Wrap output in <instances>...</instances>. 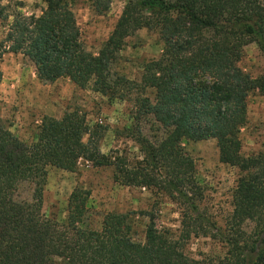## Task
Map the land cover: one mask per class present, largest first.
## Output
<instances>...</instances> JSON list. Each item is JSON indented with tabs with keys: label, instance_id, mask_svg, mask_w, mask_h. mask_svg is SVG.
Listing matches in <instances>:
<instances>
[{
	"label": "trees",
	"instance_id": "obj_1",
	"mask_svg": "<svg viewBox=\"0 0 264 264\" xmlns=\"http://www.w3.org/2000/svg\"><path fill=\"white\" fill-rule=\"evenodd\" d=\"M43 1L47 8L40 16L14 14L0 43V82L3 55L23 53L41 80L69 78L120 100L152 88L155 99L139 105L129 128L144 154L137 162L103 153L101 126H90L78 109L60 119L45 117L32 143L0 125V264H201L187 253L186 241L193 233H209L210 222L200 211L204 193L195 161L181 143L212 138L221 162L242 172L233 212L213 234L226 248L219 264H264V151L244 156L239 136L249 93L264 94V74L252 77L239 66L250 42L264 55V0H128L98 55L81 40L69 0ZM92 2L99 13L111 4ZM143 27L158 32L164 50L136 82L115 73L113 65L127 38ZM145 122L157 125L160 136H146ZM81 159L114 167L120 184L153 188L184 205L180 236L159 229L151 217L145 240L138 241L130 212L108 213L100 229L89 228L90 191L81 186L70 196L66 220L47 217L49 168L75 171ZM24 184L33 189L31 200L18 198Z\"/></svg>",
	"mask_w": 264,
	"mask_h": 264
},
{
	"label": "rangeland",
	"instance_id": "obj_2",
	"mask_svg": "<svg viewBox=\"0 0 264 264\" xmlns=\"http://www.w3.org/2000/svg\"><path fill=\"white\" fill-rule=\"evenodd\" d=\"M128 0H111L110 8L103 13L96 11L92 0H69L75 13L86 49L98 55L112 34ZM47 8L43 0H0V43L6 38L14 14L42 15ZM8 16V17H5ZM164 46L158 32L149 27L138 29L127 38L118 53L113 71L140 82L145 65L163 53ZM242 70L252 77L264 74V55L256 42L248 43L239 62ZM3 73L0 82V125L11 130L21 140H36L45 117L62 118L65 113L80 110L85 113L90 126L99 125L102 136L99 145L103 153L126 156L129 161L143 159L139 144L130 136L129 128L140 104L153 102L155 91L148 88L124 100L112 99L94 91L92 85L81 88L69 78L54 82L38 77L34 63L23 53L6 52L1 61ZM247 121L240 128L242 154L250 156L264 151V94L258 89L247 98ZM150 123L143 124V133L160 136ZM88 139V135L85 140ZM195 161L196 178L203 188L200 211L210 222L209 233H193L186 241L187 253L201 264H219L226 253L225 245L213 237L218 228H225L233 212V197L241 170L221 162L216 139L201 141L183 140L181 143ZM81 186L90 191L89 212L86 225L100 229L104 217L111 212L129 213L136 240L144 241L147 226L153 217L156 226L179 237L183 229L184 205L168 194L153 188L127 186L114 179V167L95 166L81 159L75 171L49 168L43 193V213L59 221L66 220L69 200L73 190ZM33 189L24 184L18 194L21 200H31ZM56 264H64L57 260Z\"/></svg>",
	"mask_w": 264,
	"mask_h": 264
}]
</instances>
